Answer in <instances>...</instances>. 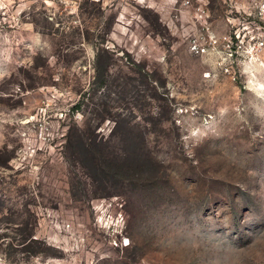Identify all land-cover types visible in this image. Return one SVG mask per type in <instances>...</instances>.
Masks as SVG:
<instances>
[{
  "label": "rangeland",
  "instance_id": "374dc122",
  "mask_svg": "<svg viewBox=\"0 0 264 264\" xmlns=\"http://www.w3.org/2000/svg\"><path fill=\"white\" fill-rule=\"evenodd\" d=\"M235 1L257 32L251 0H0V264H264V50L187 48Z\"/></svg>",
  "mask_w": 264,
  "mask_h": 264
},
{
  "label": "built area",
  "instance_id": "2783aa9c",
  "mask_svg": "<svg viewBox=\"0 0 264 264\" xmlns=\"http://www.w3.org/2000/svg\"><path fill=\"white\" fill-rule=\"evenodd\" d=\"M251 1L256 3L257 16L263 18L264 1ZM185 4L190 6L189 1ZM249 9L238 1L231 3L224 25L220 27L206 5L195 7L192 17L193 29L187 42L188 51L195 56L214 59L216 64L224 66L233 80L236 79V71L233 68L260 59L264 50V23L256 27L255 32L246 22L245 16L250 15ZM233 12L235 15H232Z\"/></svg>",
  "mask_w": 264,
  "mask_h": 264
}]
</instances>
